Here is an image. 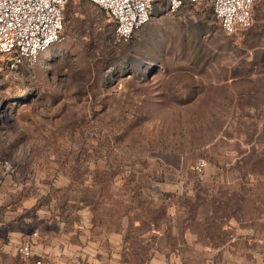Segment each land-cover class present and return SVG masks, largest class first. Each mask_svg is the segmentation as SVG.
Masks as SVG:
<instances>
[{"label":"rangeland","instance_id":"1","mask_svg":"<svg viewBox=\"0 0 264 264\" xmlns=\"http://www.w3.org/2000/svg\"><path fill=\"white\" fill-rule=\"evenodd\" d=\"M257 44L264 0L233 34L207 1L169 13L156 0L127 41L103 8L69 0L60 40L31 68L11 70L0 56V187L16 191L25 235L62 223L57 230L71 226L95 252L118 247L124 264H225L186 235L207 231L218 244L219 226L232 221L254 241L234 229L227 247L263 253L264 88L250 82L264 77V60L252 64Z\"/></svg>","mask_w":264,"mask_h":264},{"label":"built area","instance_id":"2","mask_svg":"<svg viewBox=\"0 0 264 264\" xmlns=\"http://www.w3.org/2000/svg\"><path fill=\"white\" fill-rule=\"evenodd\" d=\"M69 0H0V56L6 67L18 69L33 65L38 56L60 40L63 10ZM103 8L115 23V36L127 41L134 31L151 16L156 0H87ZM169 13H176L185 3L210 4L213 17L227 34L237 33L252 25L253 7L258 0H163ZM204 161H197L194 169L201 172ZM36 232L28 235L18 246L23 259L32 254V240ZM31 264H48L34 259Z\"/></svg>","mask_w":264,"mask_h":264},{"label":"crops","instance_id":"3","mask_svg":"<svg viewBox=\"0 0 264 264\" xmlns=\"http://www.w3.org/2000/svg\"><path fill=\"white\" fill-rule=\"evenodd\" d=\"M6 183L5 181L4 187H0V264H31L37 258L48 264H124L123 253L119 252L118 247L109 252H100L99 250L95 252V248L84 247L78 241L77 235L72 234L71 226H66L69 228L67 231L57 230L56 228H62V223H58L52 230L40 235L37 231H33L36 232V236L32 240L31 257L23 259L17 252V248L30 234L25 235L24 229L16 223L21 222L20 209H14L12 206L16 191L8 188ZM219 228L225 234V238L218 244L214 242L212 235L207 231L204 234H201L203 232H188L186 243L195 247L197 245L205 257L222 259L225 264H264V252L254 253L253 250L241 249L239 242L235 249L227 247L228 232L229 234L233 233L235 229L237 235H242L240 236L242 242L248 245L250 241H254L250 235L251 230L243 226L239 227L232 221L221 223ZM16 254L19 260L14 258ZM157 259L155 257L150 264H159ZM164 264L167 263L164 262Z\"/></svg>","mask_w":264,"mask_h":264},{"label":"trees","instance_id":"4","mask_svg":"<svg viewBox=\"0 0 264 264\" xmlns=\"http://www.w3.org/2000/svg\"><path fill=\"white\" fill-rule=\"evenodd\" d=\"M263 46H264L263 44L262 45L257 44V45H254V46L251 47V48H254V58H253V63H252L253 65L259 64V60L260 59L264 60V51L259 50ZM22 66H26V67H29V68L32 67V65H28V64H24ZM261 75L262 74H260V76L256 77L254 80L251 79L250 82L255 85V84L259 83L263 79V88H264V77H262Z\"/></svg>","mask_w":264,"mask_h":264},{"label":"water","instance_id":"5","mask_svg":"<svg viewBox=\"0 0 264 264\" xmlns=\"http://www.w3.org/2000/svg\"><path fill=\"white\" fill-rule=\"evenodd\" d=\"M156 70H157V68L154 67V68L152 69V73H154Z\"/></svg>","mask_w":264,"mask_h":264}]
</instances>
